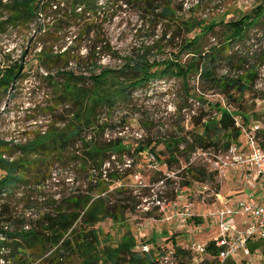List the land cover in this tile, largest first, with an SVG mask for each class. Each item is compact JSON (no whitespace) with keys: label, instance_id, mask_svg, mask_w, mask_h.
<instances>
[{"label":"trees","instance_id":"1","mask_svg":"<svg viewBox=\"0 0 264 264\" xmlns=\"http://www.w3.org/2000/svg\"><path fill=\"white\" fill-rule=\"evenodd\" d=\"M108 1L0 0V34L9 27H25L35 21L37 38L55 44L60 38L68 37H59V32L80 24L76 37L91 43L87 58L83 60L87 75L68 68L70 62L82 58L71 44L61 45L56 51L52 45L43 46L34 63L24 62L22 56L12 60L9 53L3 56L0 94L15 90L16 82L27 78L35 64L34 76L48 84L52 104L47 109L51 118L45 130L24 143L0 140V264H31L36 258L41 259L39 264H63L73 259L80 264H156L150 249L135 250L138 241L132 234L116 246L101 244L102 230L96 225L108 220L116 222L119 214L135 208L129 205L126 197L114 200L107 191L109 182L121 180L123 172L110 171L104 168L105 163L110 162L112 156L120 159L125 153L133 162L151 153L155 160L160 159L167 166L182 158L188 163L196 149L225 151L232 142L239 140L241 127L253 121L246 114L244 97L251 92L252 96L257 94L254 83L258 77L257 67L264 63V56L252 58L253 53L246 51L244 45L251 40L249 29L264 20V0H254L255 5L249 11L229 21L179 19L185 33L191 35L183 37L176 53L156 58L155 54L150 56L149 48L143 49L114 68L92 59L93 55L101 53L100 49L107 54L111 52L99 30L107 18L101 10ZM127 1L139 4L145 12V21L150 24L156 25L162 19L177 21L173 18L176 9L169 3ZM216 24L222 28L221 42L205 49L202 39L206 33L213 32ZM155 47L158 51L157 43ZM227 64L228 68L220 71L221 66ZM170 78L178 80L187 95L201 102H206L204 94L197 95L195 86L190 87L192 80H197L221 99L207 103L209 111L190 117V129L186 133L163 141L138 140L132 148L121 136L104 137L117 105L128 104L132 93L150 81ZM236 117L239 124H236ZM259 117L260 114L256 119ZM160 143L164 150L155 153ZM7 145L16 148L18 155L15 152L5 154L2 148ZM67 161L84 171L88 186L68 195L49 196L39 188L40 184L54 163L62 165ZM187 163L182 168L187 174L199 180L214 177L206 168H195ZM20 189H25L27 195L23 213L17 214L10 209L7 199ZM31 190L37 194L34 199L29 195ZM123 190L126 189L120 185L114 192L122 195ZM32 209H36L37 214L26 216L25 212ZM16 222L19 225L13 228ZM169 237L175 240V234ZM213 242L212 238L206 241L207 254L212 257L216 254ZM173 248L170 251L178 260L177 264H188L191 252L175 242Z\"/></svg>","mask_w":264,"mask_h":264},{"label":"rangeland","instance_id":"2","mask_svg":"<svg viewBox=\"0 0 264 264\" xmlns=\"http://www.w3.org/2000/svg\"><path fill=\"white\" fill-rule=\"evenodd\" d=\"M158 1L161 4L169 3L176 9V15L173 18L177 21L166 22L162 19L158 24L153 25L145 21V12L139 4L127 0H109L104 10H101L107 18L101 23L99 30L109 43L111 52L107 54L105 50L100 49L101 53H96L91 58L97 59L101 65L110 68L122 65L127 58L148 48L151 50L150 56L155 54L156 58H165L170 53H176L179 50L183 37L191 35V33H185L179 19L193 17L197 21H210L211 19L229 21L230 18L235 19L240 13L249 11L255 5L254 0ZM178 5H181L180 9L177 8ZM79 26L80 24H75L59 32L57 34L59 37L63 35H68V37L60 38L55 44H49L44 39L37 38L35 21L25 27H9L5 33L0 34V64L4 60L3 56L8 53L12 60L22 56L24 62L34 63L33 60L43 46L52 45L53 50L56 51L61 45L71 44L74 51L82 58L79 61L75 59V62H70L68 68L73 67L77 73L83 72L87 75L86 61L83 60L87 58L91 43L85 38L76 37ZM221 30V25L216 24L213 32L206 33L202 39L205 49L220 44ZM248 32L251 40L244 45V48L249 53H253L252 58L264 56V20L251 27ZM156 43L159 47L158 51H155ZM33 66L27 78L16 82L15 90L12 89L5 95L0 94V140L4 142L24 143L36 133L45 130L50 121L51 114L47 110L52 104L50 88L47 83L38 79L36 75L34 76V70L36 71L37 67L35 64ZM228 66V64L222 65L220 71L227 69ZM39 72L42 73L43 69L40 68ZM193 85L197 95L200 92L204 94L206 102L187 95L182 84L173 78L155 79L138 88L132 93V99L128 104L116 106L113 117L110 119L111 126L106 129L104 137L111 139L121 136L125 139V144L134 148L138 140L163 141L170 136L186 133L190 129V117L201 111H209L207 103L213 104L221 99L218 94L207 91L197 80L190 82V87ZM251 93L247 94L244 100L246 101V114L254 120L260 111L264 110V98H261L264 92L257 91L256 96H252ZM222 104H225L224 100ZM2 149L5 154L15 152L14 154L18 155L13 146H3ZM161 150H164L162 143L156 147L155 153ZM195 153L191 154L188 163L182 158L179 162H173L168 166L162 164L160 159L150 161L149 156L144 155L139 156L138 161L134 162L126 153L120 159L112 156L111 161L106 162L104 168H109L110 171H122L123 178L109 182L107 191H110L114 200L122 196L126 197L129 205H135V208L130 212L119 214L116 222L108 220L96 225L102 230L101 244L116 246L120 240L132 234L138 241L135 250L143 251V246H146L152 251L156 264H177L178 260L175 256H167L174 242L186 250L189 240L202 243L209 240L214 229L203 230L206 225L203 215L209 207L213 206V202L216 203L212 192L227 193L228 191L229 194H235V197H245L252 195L254 185L246 179L238 182L229 174L226 178L214 174L212 179L206 180H199L187 174L182 171L186 163L195 168L207 167L206 162ZM166 178L169 180L167 181ZM199 182L208 186V190L204 193L205 198L196 193ZM120 185L126 189L122 191V195L114 192V189ZM87 186L84 171L78 166L75 167L73 162L67 161L62 165L54 163L39 188L49 196L58 194L63 196L72 193L77 188L84 190ZM242 187L243 193H238ZM24 191L25 189H20L19 193L7 199L10 209L17 214L23 213L25 209L27 193L25 191L23 196ZM33 192L34 190H31L29 193L32 199L37 197V194ZM156 199H164L166 203L174 200L179 204L191 203L190 210L193 216L183 223L178 222L175 216L176 206L168 205L162 212L156 204ZM30 213L35 215L37 211L32 209L25 212L26 216ZM167 216H170V219L166 220ZM18 225L19 223L16 222L13 228ZM172 234H175L174 241L169 237ZM249 247L252 251L260 250L264 254V239L252 241ZM189 258L188 264H196L197 257L190 253ZM209 258L206 255L204 259L207 261L206 259ZM40 261L41 259L36 258L31 264H39ZM63 264H80V261L73 259ZM261 264L264 263L261 262Z\"/></svg>","mask_w":264,"mask_h":264},{"label":"built area","instance_id":"3","mask_svg":"<svg viewBox=\"0 0 264 264\" xmlns=\"http://www.w3.org/2000/svg\"><path fill=\"white\" fill-rule=\"evenodd\" d=\"M257 72L254 89L261 93L264 92V63L258 65ZM259 114L258 119L241 127L239 140L232 142L225 151H194L206 162L208 172L224 178L229 174L238 182L246 179L254 185L251 196L235 197V194H229L227 197H221L219 191L212 192L216 203L213 202V206L206 210L203 218L206 224L217 230L216 236L212 238L216 254L214 257L207 254L206 242L189 240L186 249L197 257L196 264L205 262L206 255L210 257L206 259L207 264L264 263L262 251H252L249 247L252 241L264 239V110ZM235 120L236 124H239V118L236 117ZM148 156L149 160L155 161L154 155L150 153ZM207 188V184L197 183V195L205 198ZM238 193H243V187ZM156 204L162 212L168 205L176 206V220L181 223L193 216L191 203L179 204L175 200L166 203L164 199H156ZM168 219L170 216L166 217V220ZM142 250L148 251L149 248L143 246ZM167 256L172 257V251H168Z\"/></svg>","mask_w":264,"mask_h":264},{"label":"crops","instance_id":"4","mask_svg":"<svg viewBox=\"0 0 264 264\" xmlns=\"http://www.w3.org/2000/svg\"><path fill=\"white\" fill-rule=\"evenodd\" d=\"M219 194H220L221 197H227V196H229V192H228V191H227V193L219 192ZM198 228H200V227H198ZM210 229H211V230L214 229V230H213V231H214L213 234H211V236H212L211 238H213L214 236H216L215 234H217V230H216L215 227H212V226L206 224V225H205V228H204L203 230H210ZM213 235H214V236H213ZM211 238H210V239H211ZM206 241H207V240H206ZM206 241H205V242H206Z\"/></svg>","mask_w":264,"mask_h":264},{"label":"water","instance_id":"5","mask_svg":"<svg viewBox=\"0 0 264 264\" xmlns=\"http://www.w3.org/2000/svg\"><path fill=\"white\" fill-rule=\"evenodd\" d=\"M22 67H23V66L21 65V67H20V71L22 70ZM20 71H19V72H20Z\"/></svg>","mask_w":264,"mask_h":264}]
</instances>
